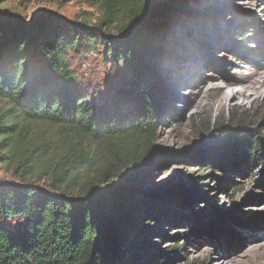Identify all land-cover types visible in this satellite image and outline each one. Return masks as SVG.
Returning <instances> with one entry per match:
<instances>
[{
  "label": "trees",
  "instance_id": "trees-1",
  "mask_svg": "<svg viewBox=\"0 0 264 264\" xmlns=\"http://www.w3.org/2000/svg\"><path fill=\"white\" fill-rule=\"evenodd\" d=\"M6 1L0 0V17ZM219 1L89 0L101 18L80 27L45 16L31 23L0 19V166L18 179L0 183V264H128L126 253L139 235L132 237L134 214L144 209L154 222L171 214L138 197L160 163L155 145L171 92L167 37L180 20L184 29L198 30L199 49L213 46L212 37H203L217 28L208 19L232 13ZM232 16L231 33L219 35L236 56L260 67L264 38L258 51L247 47L248 27L259 23L257 16L252 22ZM102 47L107 61L130 73L104 105L83 88L71 57ZM228 124L210 149L220 148L228 162L240 155L248 167L257 166L256 183L264 190V144L235 132L244 126L239 116L232 114ZM40 127L56 128L55 134ZM230 229L227 223L203 233L215 240Z\"/></svg>",
  "mask_w": 264,
  "mask_h": 264
},
{
  "label": "rangeland",
  "instance_id": "rangeland-1",
  "mask_svg": "<svg viewBox=\"0 0 264 264\" xmlns=\"http://www.w3.org/2000/svg\"><path fill=\"white\" fill-rule=\"evenodd\" d=\"M219 2L232 13H215L208 19L217 28L214 34L202 33L215 40L213 46L199 49L195 34L198 30L184 29L180 20L168 34L166 79L167 91L171 92L155 145L160 163L145 177L138 197L155 207H168L171 214L165 213L161 222L146 219L143 208L134 214L138 225L132 237L139 235L136 241L131 240L134 244L126 253L128 264H250L264 252V190L256 183L261 177L256 176L260 169L253 164L248 167V161L240 155L235 162H228L230 156L222 158L220 148L210 149L212 143L222 141L220 134L229 130L232 114L244 121V126H235L236 133H249L264 144V88L255 84L264 81V57L256 68L250 57L231 52L229 42L219 35L231 33L233 13L247 22H252L255 14L259 23L248 27L247 47L258 51L259 40L264 38V32L260 38L264 0ZM88 3L89 0H7L1 6L0 19L31 23L45 16L55 23L93 25L101 12ZM94 35L102 36L96 29ZM104 53L102 47L97 54L71 56L72 68L83 88L101 105L109 104L114 90L130 78L128 70L113 66ZM177 73H181V79ZM176 84L181 87L178 89ZM243 88L252 97L246 102L240 96L233 99ZM254 88L258 89L256 94ZM40 128L41 132L55 134L56 128ZM263 150L264 145L259 155H264ZM17 182L0 166V183ZM227 223L232 231L219 232L218 239L210 240L203 233Z\"/></svg>",
  "mask_w": 264,
  "mask_h": 264
},
{
  "label": "bare ground",
  "instance_id": "bare-ground-1",
  "mask_svg": "<svg viewBox=\"0 0 264 264\" xmlns=\"http://www.w3.org/2000/svg\"><path fill=\"white\" fill-rule=\"evenodd\" d=\"M255 84H259V85H261L260 86V88H264V81L263 82H257V81H255ZM254 90V92H255V94L258 92V89H256V88H254L253 89ZM246 92H247V90L245 89V88H243V90H240V91H238L237 93H235L234 95H233V99H235L236 97H241V98H243L244 100H245V102L246 101H248L251 97H252V95H249V96H247L246 95ZM239 262V261H238ZM237 262V263H238ZM241 262V261H240ZM241 264H248V263H246V262H244V261H242V263ZM250 264H264V252H260V254L258 255V257H257V259L255 260V262H252V263H250Z\"/></svg>",
  "mask_w": 264,
  "mask_h": 264
},
{
  "label": "water",
  "instance_id": "water-1",
  "mask_svg": "<svg viewBox=\"0 0 264 264\" xmlns=\"http://www.w3.org/2000/svg\"><path fill=\"white\" fill-rule=\"evenodd\" d=\"M171 1H173V0H168V1H160V0H158V2L165 3V4H167V3L171 2Z\"/></svg>",
  "mask_w": 264,
  "mask_h": 264
}]
</instances>
